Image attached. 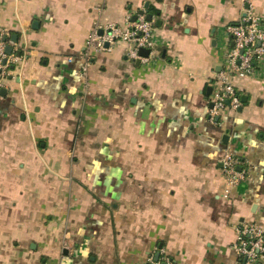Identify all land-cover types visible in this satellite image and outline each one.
<instances>
[{"label": "crops", "instance_id": "obj_1", "mask_svg": "<svg viewBox=\"0 0 264 264\" xmlns=\"http://www.w3.org/2000/svg\"><path fill=\"white\" fill-rule=\"evenodd\" d=\"M247 7L264 30V0H0L18 56L0 80V264H146L155 247L239 264L237 223L264 229V53L231 76L241 106L207 110ZM143 12L147 60L118 42L78 73L95 22ZM225 152L247 171L226 197Z\"/></svg>", "mask_w": 264, "mask_h": 264}, {"label": "built area", "instance_id": "obj_2", "mask_svg": "<svg viewBox=\"0 0 264 264\" xmlns=\"http://www.w3.org/2000/svg\"><path fill=\"white\" fill-rule=\"evenodd\" d=\"M153 29V21L147 19L144 12L136 13L133 19L128 15L124 24L111 21L95 22L78 54L80 60L78 73L85 76L94 54L99 51H109L118 42L126 44L125 56L129 60H147V57L139 55V50L143 48L152 52L155 47ZM226 32L232 44L226 54V68L218 74L215 90L210 98L211 106L207 114L211 122L216 121L224 111L241 106V97L231 82V76L249 74L254 59L264 53L261 17L252 8L247 7L237 22L228 24ZM7 46L11 47L9 53L5 51ZM17 58L16 47L9 32L0 27V80L10 73ZM67 59L70 61L72 57L68 56ZM220 161L224 179L222 191L226 197L232 187L246 179L247 171L240 167L241 159L230 152H225ZM232 248L239 264H256L258 261H264V229L254 222L244 220L238 222ZM169 263L164 250L157 247L147 256L146 264Z\"/></svg>", "mask_w": 264, "mask_h": 264}, {"label": "water", "instance_id": "obj_3", "mask_svg": "<svg viewBox=\"0 0 264 264\" xmlns=\"http://www.w3.org/2000/svg\"><path fill=\"white\" fill-rule=\"evenodd\" d=\"M146 18L150 20L152 18V15L150 13H146ZM5 51L7 53H9L11 51V47L10 46H7L6 49H5ZM148 53H149V50L148 49L141 48L139 50V55H141V56H147ZM242 100H244V98H242Z\"/></svg>", "mask_w": 264, "mask_h": 264}]
</instances>
